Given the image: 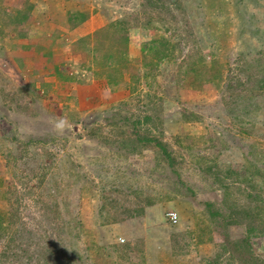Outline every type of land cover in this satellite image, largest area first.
I'll use <instances>...</instances> for the list:
<instances>
[{
	"label": "rangeland",
	"instance_id": "rangeland-1",
	"mask_svg": "<svg viewBox=\"0 0 264 264\" xmlns=\"http://www.w3.org/2000/svg\"><path fill=\"white\" fill-rule=\"evenodd\" d=\"M0 264H264V0H0Z\"/></svg>",
	"mask_w": 264,
	"mask_h": 264
},
{
	"label": "trees",
	"instance_id": "trees-1",
	"mask_svg": "<svg viewBox=\"0 0 264 264\" xmlns=\"http://www.w3.org/2000/svg\"><path fill=\"white\" fill-rule=\"evenodd\" d=\"M119 39H120L121 42H122L123 40L126 42V40H127V38L124 37V34L121 35V36H119ZM163 40H164V39H163ZM163 40H162V39H161V40H153V41H151L148 45H146L147 51L150 53V55L155 56V58L157 57V59H158L159 61H161L162 58L160 57V55H159L155 50L157 49L156 46H157L158 44L162 43ZM159 61H158V62H159ZM153 64H155V63L150 64V66L153 65ZM190 70H191V72H193V69H192V68H191ZM147 141H148V142H152L153 144H155V146L159 149V151H160L161 155L163 156V158L168 162V164H169L171 167L175 164V162H174V160L171 158V154H170V152L168 151V149H167V147H166V144H165L164 142H159V141H157V140H147ZM206 208H207V212L210 214V216H211L212 218L217 217L218 212H215V211H211V210H210L211 208H213L211 204H208V203H207V204H206ZM245 253H246V252H245ZM245 253H240V254H239V256H240L241 259L245 257ZM247 253H248L247 255L251 254V252H250L249 250H247Z\"/></svg>",
	"mask_w": 264,
	"mask_h": 264
},
{
	"label": "built area",
	"instance_id": "built-area-1",
	"mask_svg": "<svg viewBox=\"0 0 264 264\" xmlns=\"http://www.w3.org/2000/svg\"><path fill=\"white\" fill-rule=\"evenodd\" d=\"M166 218L170 224H176L178 220V215L174 211H169L166 213Z\"/></svg>",
	"mask_w": 264,
	"mask_h": 264
},
{
	"label": "crops",
	"instance_id": "crops-1",
	"mask_svg": "<svg viewBox=\"0 0 264 264\" xmlns=\"http://www.w3.org/2000/svg\"><path fill=\"white\" fill-rule=\"evenodd\" d=\"M33 13H34V11H33ZM39 24L42 25L41 22H39L38 25H39ZM45 24H46V23H44V25H45ZM54 28H55V27H54ZM54 28H53L52 30H54ZM42 30H43V29H42ZM47 36H48V34H47ZM45 45H46V44H45ZM48 46H50V45H48ZM50 48H52V47H50ZM39 50H40V49H39ZM42 51H44V50H42ZM42 53H43V52H42ZM39 54H41L40 51H39ZM41 56H42V54H41ZM41 59H42V57H41Z\"/></svg>",
	"mask_w": 264,
	"mask_h": 264
},
{
	"label": "clouds",
	"instance_id": "clouds-1",
	"mask_svg": "<svg viewBox=\"0 0 264 264\" xmlns=\"http://www.w3.org/2000/svg\"><path fill=\"white\" fill-rule=\"evenodd\" d=\"M169 212V211H168ZM174 212H176V211H174ZM167 213V212H166ZM177 213V212H176ZM177 215H178V220H177V222L179 221V214L177 213ZM165 216H166V214H165ZM167 219V218H166ZM168 221V220H167ZM171 225H174V224H171ZM121 242L123 241L122 239L120 240Z\"/></svg>",
	"mask_w": 264,
	"mask_h": 264
}]
</instances>
